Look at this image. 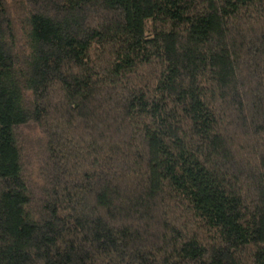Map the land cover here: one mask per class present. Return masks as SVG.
Masks as SVG:
<instances>
[{
    "label": "trees",
    "instance_id": "obj_1",
    "mask_svg": "<svg viewBox=\"0 0 264 264\" xmlns=\"http://www.w3.org/2000/svg\"><path fill=\"white\" fill-rule=\"evenodd\" d=\"M0 264H264V0H0Z\"/></svg>",
    "mask_w": 264,
    "mask_h": 264
}]
</instances>
